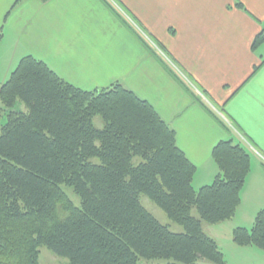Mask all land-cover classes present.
I'll use <instances>...</instances> for the list:
<instances>
[{"label": "trees", "instance_id": "obj_1", "mask_svg": "<svg viewBox=\"0 0 264 264\" xmlns=\"http://www.w3.org/2000/svg\"><path fill=\"white\" fill-rule=\"evenodd\" d=\"M260 45L264 25L252 48ZM18 102L24 109L14 108ZM4 112L0 264H38L40 246L68 264H137L140 258L226 264L202 221L234 217L250 172L251 156L243 145L219 141L212 149L219 171L195 189L196 166L147 100L120 82L79 88L30 54L0 82V116ZM97 116L101 128L94 124ZM63 186L78 196V205ZM140 195L183 232L160 223ZM231 236L238 246L264 252V207L251 227L235 226Z\"/></svg>", "mask_w": 264, "mask_h": 264}, {"label": "crops", "instance_id": "obj_2", "mask_svg": "<svg viewBox=\"0 0 264 264\" xmlns=\"http://www.w3.org/2000/svg\"><path fill=\"white\" fill-rule=\"evenodd\" d=\"M263 25L264 0H0V70L30 54L85 90L120 82L174 129L194 187L213 181L212 149L231 139L264 190ZM252 203L249 226L264 198ZM231 221L230 236L247 226ZM233 245L264 264L256 246Z\"/></svg>", "mask_w": 264, "mask_h": 264}, {"label": "rangeland", "instance_id": "obj_3", "mask_svg": "<svg viewBox=\"0 0 264 264\" xmlns=\"http://www.w3.org/2000/svg\"><path fill=\"white\" fill-rule=\"evenodd\" d=\"M15 67V66H14ZM14 69V68H12ZM9 75V74H8ZM7 75V76H8ZM5 75V70H0V81H3L7 77ZM7 79V78H6ZM15 109H24L23 103L18 102ZM5 112L2 113L0 116V123H3L5 120ZM94 124L95 126L101 128L103 126V123L100 119V117L94 118ZM262 179H259L256 175H252L249 177H246L245 183L243 185V188L241 190V202L238 205V211L235 212V219H230L218 223H208L205 221H202V229L205 233H207L209 236L214 238L219 247L221 248L222 252L224 253V257L226 260V264H253L254 259L251 254H244L239 253L236 251L235 248H239L237 246H234L233 243H231V231H230V224L231 220H234V223H238L241 221H244L247 223V228L251 227L249 226L251 222H246L245 220L248 218L247 211L248 208L254 204L252 203L253 200H263L264 198V190L263 188L258 187L261 183ZM195 189H198L201 186H198L196 184ZM64 190L68 193L69 197L74 201L75 204H79V198L78 196L73 193L72 189L67 186H63ZM140 201L142 205L150 212L152 213L156 219L165 225H168L169 229L173 232H183V227L173 221H171L167 215L164 213L162 209H160L153 201H151L148 197L144 195H140ZM192 215L195 217H198V214L195 209L192 210ZM230 236V239H228ZM230 240V241H229ZM247 259H250V262H248ZM166 259H145L140 258L137 261V264H165ZM38 264H68V260L65 257H60L55 255L51 250H49L45 246L39 247V255H38Z\"/></svg>", "mask_w": 264, "mask_h": 264}]
</instances>
